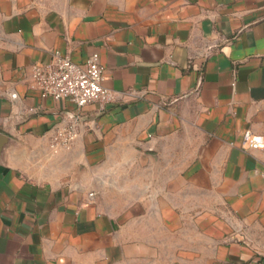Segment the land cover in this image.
Here are the masks:
<instances>
[{"label":"crops","instance_id":"crops-1","mask_svg":"<svg viewBox=\"0 0 264 264\" xmlns=\"http://www.w3.org/2000/svg\"><path fill=\"white\" fill-rule=\"evenodd\" d=\"M54 52L115 101L30 89ZM1 137L0 264H264V0H0Z\"/></svg>","mask_w":264,"mask_h":264},{"label":"built area","instance_id":"built-area-1","mask_svg":"<svg viewBox=\"0 0 264 264\" xmlns=\"http://www.w3.org/2000/svg\"><path fill=\"white\" fill-rule=\"evenodd\" d=\"M104 79V68L98 53L91 54L85 64L77 65L68 56L54 52L49 62L31 65L27 85L38 91L42 98L67 101L80 111L89 104L104 107L115 101L113 93L103 86ZM11 98H16V95L11 94ZM70 118L66 125L56 127L50 138L49 146L55 154L68 149L79 136L81 117L74 114ZM242 147L258 149L261 143L246 133Z\"/></svg>","mask_w":264,"mask_h":264},{"label":"water","instance_id":"water-1","mask_svg":"<svg viewBox=\"0 0 264 264\" xmlns=\"http://www.w3.org/2000/svg\"><path fill=\"white\" fill-rule=\"evenodd\" d=\"M4 139H5L4 137H1V138H0V145L3 144Z\"/></svg>","mask_w":264,"mask_h":264}]
</instances>
